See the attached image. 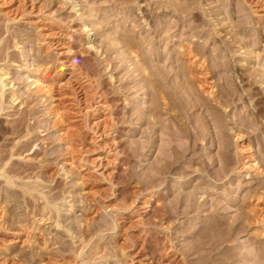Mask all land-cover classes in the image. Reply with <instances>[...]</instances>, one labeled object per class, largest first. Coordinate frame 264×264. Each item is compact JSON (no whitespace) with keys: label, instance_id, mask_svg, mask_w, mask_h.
I'll list each match as a JSON object with an SVG mask.
<instances>
[{"label":"rangeland","instance_id":"obj_1","mask_svg":"<svg viewBox=\"0 0 264 264\" xmlns=\"http://www.w3.org/2000/svg\"><path fill=\"white\" fill-rule=\"evenodd\" d=\"M52 1L0 0L3 36L17 34L16 46L10 42L7 50L18 56L0 62L7 72L3 88L18 95L0 110V149L19 138L32 141L29 150L0 167V264H225L228 249L237 256L231 264H264V0H74L71 13ZM78 23L88 31L72 33L95 40L96 51L84 55L70 42ZM154 26L160 30L153 32ZM126 34L139 45L137 53L126 49ZM57 38L71 47L69 54L57 55ZM43 56L62 62L37 73L52 99L28 85ZM80 56L91 64L89 71L79 65ZM198 56L201 68L191 63ZM143 59L173 67V76L179 69L189 75L205 71L210 63L215 71L206 73L205 90L226 75L251 97L225 108L224 130L210 121L211 137L201 127L206 135L194 143L175 138L187 144L182 153L161 152L167 131L176 126L169 119L173 111L151 117L146 110L138 66ZM214 59L226 64L216 67ZM56 72L63 73L60 89L50 84ZM87 72L90 80L74 90L76 77ZM250 72H256L252 84L245 78ZM236 74L243 81L233 80ZM178 83L179 94H195ZM258 105L262 115L253 119ZM203 110L189 111V128ZM18 112L29 129L11 133L8 125ZM192 192L197 205L183 208ZM152 193L159 199L147 203ZM213 208L236 227L231 239L206 236Z\"/></svg>","mask_w":264,"mask_h":264},{"label":"bare ground","instance_id":"obj_2","mask_svg":"<svg viewBox=\"0 0 264 264\" xmlns=\"http://www.w3.org/2000/svg\"><path fill=\"white\" fill-rule=\"evenodd\" d=\"M52 1V0H51ZM56 1V4L58 9L61 8L63 9V7L65 9H68V13H71L72 10L74 12H76V9H75V6H76V3L74 2V0H55ZM119 1H128V0H119ZM174 1V0H173ZM54 3V1H52ZM124 2V3H125ZM176 3V2H175ZM186 3V2H185ZM178 4V3H177ZM176 4V5H177ZM189 4V3H188ZM194 4V3H193ZM192 4V5H193ZM196 4V3H195ZM14 6V5H13ZM22 6V4H21ZM39 6V5H38ZM11 7V6H10ZM55 7V6H54ZM15 8V7H14ZM18 6L16 7L15 11H18ZM179 8H182V7H179ZM23 7L20 8L21 12L20 15H22V13L24 14V11L22 10ZM41 9V8H39ZM56 9V8H55ZM177 10H179L177 8ZM27 11V10H26ZM12 12V11H11ZM15 13V12H14ZM28 13V12H26ZM9 18V17H7ZM17 18V17H16ZM28 18V17H27ZM104 18V17H103ZM14 19V18H13ZM162 19V18H160ZM177 19V18H176ZM3 20V19H2ZM8 19H5L4 18V21L6 22ZM164 21V20H163ZM178 22V21H177ZM96 23V22H95ZM156 23V22H155ZM169 24V23H168ZM6 25V24H5ZM174 27H175V23L173 24ZM171 23L169 24V26H173ZM177 25V23H176ZM78 27H75L73 28L72 27V30H70L71 34H68L69 35V39H70V42L75 45V43H77V45L81 48H79V53H84V55L87 54L88 50L90 48H93L95 49L96 51V46H95V40H91L90 37H84V38H78V36H75L72 32L75 31V32H80L82 35H84V33L86 32V30L88 31V29H85L84 31V28H85V24H80L78 23L77 25ZM153 26V25H152ZM69 27V26H68ZM94 27V26H93ZM91 28V27H90ZM98 28V27H97ZM69 29H71V27H69ZM93 29V28H92ZM159 29L158 26H154L152 27V31L153 32H156L157 30ZM19 30V29H18ZM160 30V29H159ZM164 30V29H163ZM168 31L170 29H167ZM100 31V30H99ZM166 31V28L165 30ZM6 32V30L3 29V25L0 24V62H5V59L6 57L9 55L8 53V48L10 47V42H12L13 46H16L17 44V40L14 41V38L17 37V34L16 33H8L7 34V37H4L3 34ZM160 32V31H159ZM167 32V31H166ZM61 33V32H60ZM106 34V33H105ZM150 34V33H149ZM157 34V33H156ZM67 35V36H68ZM146 35V34H145ZM163 35V34H162ZM129 36V35H128ZM127 34L124 35L123 37V40L125 41V45H126V49H129L131 52H135L137 53L138 50H137V47L139 46L136 41L133 42V37H128ZM149 37L151 36L148 35ZM167 36V35H166ZM109 37V36H108ZM148 37V38H149ZM131 38V39H130ZM147 38V40H148ZM154 38V37H153ZM152 36L150 39H153ZM163 40L166 38L164 37H161L160 39ZM68 39V40H69ZM146 39V38H145ZM106 40V39H105ZM112 41V40H111ZM153 41V40H152ZM160 41V40H159ZM158 41V42H159ZM50 42V41H49ZM57 42V44H56ZM56 42H53L51 43L50 45H55L56 46H59V48L57 49H62L60 50L61 52H58L57 50V55H61L63 53H70L71 52V47H68L66 45V42L65 40L63 41L62 38H57ZM106 42V41H105ZM165 42V41H164ZM177 42V41H176ZM156 43V41H155ZM68 44V43H67ZM87 44V45H86ZM107 44V43H106ZM149 44V42H148ZM154 44V43H153ZM157 44V43H156ZM166 44V43H165ZM72 45V46H73ZM86 45V46H85ZM136 45H138L136 47ZM151 47L154 46L152 45L151 43L149 44ZM158 45V44H157ZM156 46V45H155ZM159 46V45H158ZM120 47V46H119ZM150 47V48H151ZM149 48V49H150ZM159 48V47H158ZM73 49V48H72ZM155 49V48H154ZM157 49V48H156ZM185 49V48H184ZM76 50V49H75ZM112 50V49H111ZM151 51L153 50L152 48L150 49ZM164 50V49H163ZM196 50V49H195ZM252 50V49H251ZM129 51V52H130ZM200 50H198L199 52ZM76 52V51H75ZM160 52V51H159ZM174 52V51H173ZM197 52V51H196ZM197 52V53H198ZM155 53H158V52H155ZM66 54V55H68ZM133 54V53H132ZM64 55V54H63ZM138 55V54H137ZM158 55V54H156ZM9 60L14 61L17 59L18 56L14 55V54H10L9 55ZM155 56V55H154ZM159 56V55H158ZM175 56V55H174ZM38 57V56H37ZM157 56H155L156 58ZM58 59V57L56 58V60L52 61V59H47L45 56H43L42 58H40L39 60L36 61V64L35 66L32 67V72H34V74L32 75L33 78L30 80L31 82L28 83V85H32V83H34V87L37 88L38 91H43L45 93L46 98L48 99H52L53 97V94L52 92H50L49 89H46L44 90L46 87V84H44V80L41 79L39 77V74L37 75V73H40L41 71H43V69H49V68H55L57 66V63H60L62 65V62H56ZM141 59V58H140ZM145 59V58H144ZM142 60L140 63H139V69H140V73H141V76L139 77V79H143L145 82H146V88H145V95H146V101L148 102L147 103V106H146V110L147 112H149L151 115V117H154L155 113L157 112L158 116L165 113V112H170V111H173L170 115H171V120H173L176 128L173 129V130H170L172 128H167V126H165L167 129H169L170 131H167V132H170L168 135H167V139L165 140V138L163 139V143L164 145H162L163 143H161V148H160V145H159V151L162 152V150L164 151V149H169L173 154H176V153H182L183 150H186L187 149V144L185 145V142L184 144H177L176 143V140L175 138H178L181 137V136H185L186 138H188L189 140V144L191 143H194L196 142L198 139H202L205 135H206V132L204 133L203 129L202 128H205L206 131H208V127L210 126V121H212L215 125H217L221 130H224V125L226 123V120L224 118V116L222 115L225 111V108L233 103L234 99L236 100H239V99H242L244 98V96H248V97H251L249 91L245 88V93H243V89L242 90H238L237 86L235 87V85H233V81L230 80L231 78L229 77H225L223 75H220V79L222 80L221 83H217V84H214V85H211L210 86V89L208 90H205L203 88V85L206 83V79H207V74H211L215 71L214 70V67H211L210 63L209 64H205L207 69L205 71H203V68L202 71L198 70V71H195V73H192V71L190 72V75L188 73L185 74V71L181 72V69L179 70H176L174 71V76L170 73V69L172 68V71H173V67H171L169 70H165V69H161L160 67H162L161 65L158 66V64H156L157 66H151V64H149L147 61L145 60ZM157 59V58H156ZM155 59V60H156ZM200 59V56H198V59L195 60L194 62H191L192 64H194V66H198V67H202V63L199 61ZM35 60V57L32 58V61ZM68 60V59H67ZM8 61V60H7ZM59 61V60H58ZM79 62V65L80 66H84V68L86 69V71H89L87 70L89 67H91V64L89 63V61L87 60V58L85 57H79V59L77 60ZM212 61V65L214 66H218V65H225L226 62L223 60H220L222 62H219L217 61V64L214 63L213 61L214 60H211ZM30 65V64H29ZM73 66V65H71ZM188 66H191V65H188ZM216 66V67H217ZM164 67V66H163ZM226 67V66H225ZM224 67V68H225ZM222 68V67H221ZM220 68V69H221ZM64 69V68H63ZM223 69V68H222ZM55 70V69H54ZM219 70V68H218ZM146 71V72H145ZM200 71V72H199ZM225 71V70H224ZM84 72V70H83ZM199 72V73H198ZM218 72V71H217ZM6 68L4 65H1L0 64V110H3L5 108L4 106V101L7 100V103L9 104H12L13 101H15L17 98H18V95L16 94L17 92H15L14 89H7V91L5 90V88H3L5 86V83H4V80L6 78ZM139 73V74H140ZM207 73V74H206ZM216 73V72H215ZM204 74V75H203ZM199 75H202V76H199ZM228 76V75H227ZM240 75H235L233 77V80H236L238 79L239 82L243 81L242 80V76ZM28 77V76H27ZM63 77V73L59 72V73H53L52 75H49V79H50V84H53L54 87H56L57 89H60L62 88V86L65 84L61 81ZM242 77V78H241ZM109 78H111V75H109ZM247 79V82L250 84L254 83L256 81V72H250V74L247 75V77H245ZM264 78V77H262ZM84 79V80H82ZM76 80L78 82L77 86L76 87H73V89L77 90L78 87H80L81 89H83V87L81 86L83 83L81 82H84V81H89L90 80V75H89V72H87L84 76H81V77H76ZM82 80V81H81ZM142 80V81H143ZM179 80H181V82L183 83V86L184 87L185 85H189L191 88L188 89L189 86H185L189 91H192L195 92V94H189L191 92H187L186 95L184 96L183 93L179 94L178 93V84H181V83H178ZM245 80V79H244ZM260 80H262L260 78ZM143 81V82H144ZM232 81V82H230ZM69 82V81H68ZM47 83V82H46ZM49 83V82H48ZM245 83V82H244ZM208 84V82H207ZM27 85V86H28ZM126 85V83H125ZM180 87V86H179ZM180 87V88H182ZM49 88V87H48ZM129 88V87H128ZM214 88V89H213ZM243 88V87H242ZM104 89V88H102ZM101 89V90H102ZM191 89V90H190ZM251 90V89H250ZM185 91V90H184ZM29 92V91H28ZM252 92V91H250ZM43 93V94H44ZM205 93V94H204ZM28 96H31V93L29 92V94H27ZM44 95V97H45ZM195 95V96H193ZM187 97H190V98H194L196 97L195 99H193L192 102H190V98H187ZM45 99V98H44ZM79 99V98H78ZM125 99V98H124ZM30 100L31 99H26V104H29L30 103ZM21 101V100H20ZM18 101V103L20 102ZM78 101V100H77ZM53 102L52 100H50V103ZM102 104V103H101ZM104 104V102H103ZM17 105V104H16ZM260 105V104H259ZM256 106L255 107V115L257 116H254L253 119H256L258 118V116L261 114H259V110H260V107L261 106ZM16 107V106H15ZM204 108L203 111H201L200 115L197 117V118H194L195 119V124L193 125L192 128H189L188 125H187V122L191 121L190 119V110L191 109H194V110H197L199 108ZM223 108V110H222ZM86 109V108H85ZM84 109V113L86 114L87 112V109L85 110ZM206 113H205V112ZM155 112V113H154ZM25 113V112H24ZM26 114V113H25ZM14 115V114H13ZM198 115V114H197ZM262 115V114H261ZM169 116V115H168ZM158 118V117H157ZM148 120V119H147ZM165 120V119H164ZM150 124V122H149ZM173 124V125H174ZM105 124H103L104 126ZM247 125V124H246ZM9 127V130L11 133H17L19 132L21 129L23 128H26V129H29V126L26 124V119L23 115V113H20L18 112V115L17 117L15 118H12L11 119V122L10 124L8 125ZM202 127V128H201ZM249 127V126H248ZM162 128V127H161ZM164 128V126H163ZM162 128V129H163ZM165 128V129H166ZM149 130H153L152 129V126H149ZM115 131V129L113 130ZM161 131V130H160ZM164 131V130H163ZM210 131V130H209ZM208 131V132H209ZM166 134V132H165ZM159 135V134H158ZM210 137L212 135V131H210L209 133ZM6 138V137H5ZM222 139L223 138H219V142L222 144ZM175 140V143H173ZM212 140V139H211ZM152 142H149V144H151ZM32 145V141L30 142V140H24V139H18L16 142H12L11 143V146L10 148L8 149H0V167L5 165L7 159H12L13 156H20L22 154V152L24 151H27L30 149ZM69 145V144H68ZM67 145V146H68ZM157 146V145H156ZM224 145L222 144V146L220 147V149H224ZM181 148V149H179ZM162 149V150H160ZM67 150V149H66ZM181 152H180V151ZM225 150V149H224ZM72 152V151H71ZM68 153V151H67ZM160 153V152H159ZM66 154V153H65ZM67 155V154H66ZM160 155V154H159ZM167 155V154H166ZM169 155V154H168ZM172 155V154H171ZM199 155V154H198ZM26 156V154H25ZM169 157V156H168ZM195 162V161H194ZM229 162V161H228ZM12 161L9 162V164H11ZM211 163V162H210ZM247 163V161H246ZM8 164V167L6 168V170H9V168H11V166ZM26 165H31L30 162H26L25 163ZM25 165V166H26ZM33 165V164H32ZM227 165V164H226ZM245 165V164H244ZM251 167V165L248 163L246 165V167ZM32 167V166H31ZM156 167V166H155ZM25 168V167H24ZM151 168V167H150ZM159 170V169H158ZM221 173V172H220ZM216 175V174H215ZM38 183V182H37ZM149 183V182H148ZM30 190V189H29ZM191 194V193H190ZM194 192H192L191 196H189L187 198V202L186 204H183L185 205L183 208H186L187 207L191 208L195 205H197V200L195 199L194 197ZM250 195V194H248ZM188 196V195H187ZM250 198V196H248ZM146 202L147 203H152L153 201H156L159 199V193H152V194H149L148 198H146ZM178 201H175L174 203H176ZM185 202V201H184ZM158 203V202H157ZM148 205V204H147ZM214 206V205H213ZM176 208V207H174ZM45 210V209H44ZM218 208H213V215H212V218L211 219V222L206 226L207 228V232H206V236L208 235H216V238L220 241L222 239V241L224 240H227L229 237L231 239V235L232 233L235 232V229L236 227L232 225V222L229 223V224H226L225 223V220H223L222 218V215H220V212H217ZM244 212V211H243ZM158 215H163L162 212H158L157 213ZM241 215V213H240ZM242 215H244V217H250L251 214L249 213H243ZM241 217V216H240ZM243 217V218H244ZM53 218V217H52ZM236 218V217H235ZM239 218V217H238ZM233 219V222H234V218ZM251 219V218H250ZM50 220V219H49ZM245 220V219H244ZM249 221V220H248ZM59 221H56L54 222L55 225L58 224ZM238 224H236L237 226ZM242 225V223H241ZM243 226V225H242ZM238 228V226H237ZM240 229H241V226H240ZM206 230V229H205ZM237 230V229H236ZM213 235V236H214ZM203 236H205V234H203ZM215 237V236H214ZM218 240H214V241H218ZM218 241V242H219ZM221 241V242H222ZM215 245V244H213ZM218 245V243H217ZM216 246V245H215ZM225 252V251H224ZM223 254V253H221ZM225 256H224V260H223V263L225 264H228L230 263L228 260L232 257H236L235 256V252H233L231 249L227 250L226 253H224ZM223 259V258H222ZM239 259V258H238ZM222 263V262H221ZM231 264V263H230Z\"/></svg>","mask_w":264,"mask_h":264}]
</instances>
